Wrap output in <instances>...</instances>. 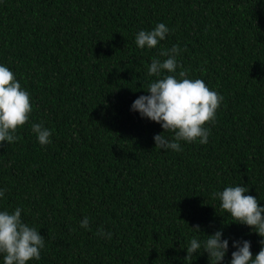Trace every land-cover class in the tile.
<instances>
[{
	"label": "trees",
	"instance_id": "1",
	"mask_svg": "<svg viewBox=\"0 0 264 264\" xmlns=\"http://www.w3.org/2000/svg\"><path fill=\"white\" fill-rule=\"evenodd\" d=\"M156 22L166 39L137 48L134 34ZM173 43L183 69L224 98L208 143L181 152L156 149L163 129L129 110L151 58ZM0 63L29 91V121L53 133L41 146L25 122L0 144V209L20 206L45 237L28 264H208L206 253L183 259L188 238L204 235L193 225L259 251L211 193L246 184L264 203V0H0Z\"/></svg>",
	"mask_w": 264,
	"mask_h": 264
},
{
	"label": "clouds",
	"instance_id": "2",
	"mask_svg": "<svg viewBox=\"0 0 264 264\" xmlns=\"http://www.w3.org/2000/svg\"><path fill=\"white\" fill-rule=\"evenodd\" d=\"M170 28L164 22H156L150 29H139L134 34V43L139 49L155 48L166 39ZM184 47L173 43L161 46L159 54L153 56L147 65V75L151 77L142 87L146 94H140L130 104L129 110L141 118L157 122L163 131L153 134L156 149L181 152L184 143L207 144L211 127L215 123L216 110L223 101V95L210 88L199 77H191L181 66L178 57ZM179 69V71H177ZM33 110L29 91L21 86L15 73L5 63H0V144H12L19 140L18 127L30 123V131L41 145L51 144L52 130L41 120L30 122ZM167 133V135H166ZM75 135V134H74ZM246 184H227L211 193L219 201L220 209L231 217L227 222L247 226L250 233L260 239L259 251L253 254L251 241L243 237L224 235L223 227L210 233L201 230L200 225L190 228L195 233L202 232L203 238L192 235L182 248L184 261L195 255L206 253L208 264H264V203L257 196L248 194ZM6 187H0V199L5 197ZM22 208L0 209V264H28L40 259L45 248V237L39 228L26 223L21 216ZM79 226L89 228V217L79 220ZM98 238H112L113 233L98 226L94 232Z\"/></svg>",
	"mask_w": 264,
	"mask_h": 264
}]
</instances>
